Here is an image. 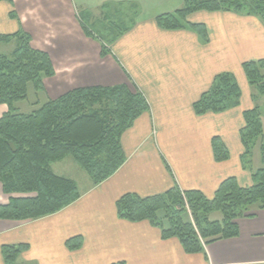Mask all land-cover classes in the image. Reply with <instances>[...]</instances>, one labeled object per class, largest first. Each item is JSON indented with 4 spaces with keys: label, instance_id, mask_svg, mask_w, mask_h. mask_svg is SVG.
Listing matches in <instances>:
<instances>
[{
    "label": "crops",
    "instance_id": "obj_1",
    "mask_svg": "<svg viewBox=\"0 0 264 264\" xmlns=\"http://www.w3.org/2000/svg\"><path fill=\"white\" fill-rule=\"evenodd\" d=\"M183 3L0 1V34H28L31 46L46 52L54 69L52 76L43 77L42 89L33 87L37 100L32 112L74 88L120 84L136 88L149 105L122 133L125 161L110 177L97 185L87 181L83 188L77 184L80 197L54 214L35 220L0 219V264H6L2 246L19 244L27 248L14 264H264V209L251 210L252 217L236 218V237L205 244L196 253H186L175 237L163 238L148 221L130 222L116 213L115 203L126 193L158 195L176 184L182 191L198 190L212 198L228 177H235L240 186L252 184L250 171L241 162L239 131L243 112L256 105V90L242 63L264 60V19L226 10L189 14V23L206 27L207 41L188 27L157 26V15L173 12ZM110 8L119 12L117 22L111 20ZM111 17L115 19L113 12ZM14 45L13 39L0 43V53L9 54ZM102 46L108 49L104 55ZM222 72L237 81L239 105L196 115L193 104ZM7 108L0 104V117ZM214 136L228 150L225 160L214 158ZM67 158L51 164L56 174L73 168ZM10 196L0 183V204ZM78 235L82 245L69 250L65 241Z\"/></svg>",
    "mask_w": 264,
    "mask_h": 264
},
{
    "label": "trees",
    "instance_id": "obj_2",
    "mask_svg": "<svg viewBox=\"0 0 264 264\" xmlns=\"http://www.w3.org/2000/svg\"><path fill=\"white\" fill-rule=\"evenodd\" d=\"M200 10L237 11L264 19V0H184L177 10L157 15L155 22L164 29L188 27L207 41L206 27L187 21L189 14ZM12 39V51L0 53V104L8 107L0 117V183L2 191L11 195L6 204H0V219L35 220L60 211L80 197L76 181L56 174L51 164L70 157L94 185L101 183L124 163L121 135L149 105L136 88L132 91L120 84L74 88L31 113H20L14 104L27 98L28 85L42 89L43 77L52 76L54 69L49 55L31 46L28 34H0V43ZM107 52L102 46L101 55ZM242 69L248 83L264 95V60L245 61ZM240 95L234 76L222 72L193 104V110L196 115L220 113L238 106ZM243 119L239 131L244 148L241 162L250 171V186H240L235 177H228L212 198L198 190L182 191L176 184L158 195L126 193L115 203L117 216L130 222L148 221L160 229L163 238H177L186 253L202 252L205 244L236 237L235 219L252 217L251 210L264 209V168L254 170L250 163L255 145L264 139L260 106L244 111ZM211 145L215 160L228 157L219 137L214 136ZM260 158L264 164V142ZM214 211L221 213L220 219L210 218ZM65 245L69 250L78 249L82 237L68 238ZM26 248V244L3 245L4 262L14 264Z\"/></svg>",
    "mask_w": 264,
    "mask_h": 264
},
{
    "label": "rangeland",
    "instance_id": "obj_3",
    "mask_svg": "<svg viewBox=\"0 0 264 264\" xmlns=\"http://www.w3.org/2000/svg\"><path fill=\"white\" fill-rule=\"evenodd\" d=\"M184 4V3H183ZM135 7L138 8L137 3H134ZM110 18L111 20L117 22L118 20V13H114V10L112 11V8H110ZM134 10V9H133ZM118 10H116L117 12ZM120 11V10H119ZM111 12H113L115 19H112L111 17ZM124 14H127L126 12L123 11ZM131 14L133 13L132 11L130 12ZM122 23H124V19L121 20ZM90 28V27H89ZM9 49V48H6ZM36 91L34 90L33 86L31 84H29V88H28V97L24 100H20L15 102V107L16 109L21 112V113H31L33 110V100L36 101L37 100V96H36ZM40 93V92H38ZM43 94V93H42ZM39 94V95H42ZM256 98L254 100L255 104H258L260 106L261 109V122H262V127H263V132H264V95L259 94L256 91ZM264 134V133H263ZM264 142V139H259L257 144L255 145L253 152H252V157H251V168L256 170L258 168H264V164H262L261 162V158H260V145L261 143ZM65 161H69L71 163V165L73 166V168L71 170L66 171L67 173H64L62 171H60V175L62 176H66L68 178H71L73 180H75L77 182V184L79 185V188H83L84 185L87 183V181H91V178L89 177V175L82 169L80 168V166L78 164H76L72 158H67V160ZM58 172V170H57ZM210 218L211 219H220L221 218V213L219 211H214L210 214Z\"/></svg>",
    "mask_w": 264,
    "mask_h": 264
},
{
    "label": "water",
    "instance_id": "obj_4",
    "mask_svg": "<svg viewBox=\"0 0 264 264\" xmlns=\"http://www.w3.org/2000/svg\"><path fill=\"white\" fill-rule=\"evenodd\" d=\"M11 147H12V149L14 150V147H13V145H11Z\"/></svg>",
    "mask_w": 264,
    "mask_h": 264
}]
</instances>
